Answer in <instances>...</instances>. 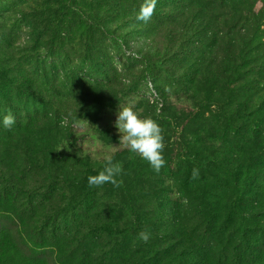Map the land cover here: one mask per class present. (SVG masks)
I'll return each mask as SVG.
<instances>
[{
	"label": "trees",
	"instance_id": "obj_1",
	"mask_svg": "<svg viewBox=\"0 0 264 264\" xmlns=\"http://www.w3.org/2000/svg\"><path fill=\"white\" fill-rule=\"evenodd\" d=\"M142 2L48 0L44 11L50 56L64 69L62 102L77 105L85 91L83 105L94 113L91 97L107 104L116 94L106 93L111 77L118 103L151 78L166 110L172 97L190 106L156 116L154 103L139 102L141 118L163 130L165 164L157 173L126 148L115 152L120 187L88 185L106 159L57 149V117L44 105L60 82L46 70L25 71L0 43V264H83L66 250L80 237L91 248L103 242L101 233L124 239L118 254L95 264H264V0H157L146 23L136 19ZM102 39L139 56L135 81L116 79ZM66 50L80 54L68 71ZM8 110L16 118L11 129L2 124ZM173 187L180 195L170 199ZM154 199L164 209L166 200L168 212H144ZM151 220L164 222L152 228L159 238L136 259L124 242L142 246L138 234Z\"/></svg>",
	"mask_w": 264,
	"mask_h": 264
},
{
	"label": "rangeland",
	"instance_id": "obj_2",
	"mask_svg": "<svg viewBox=\"0 0 264 264\" xmlns=\"http://www.w3.org/2000/svg\"><path fill=\"white\" fill-rule=\"evenodd\" d=\"M47 4L48 0H0V43H2V45L7 44L10 49L16 53V57H18V59L21 58V62L26 65L23 67L25 71L28 70V72H33L37 70L41 74L46 70L47 74L56 79L55 82H60L59 85H55L58 86L56 88L57 91L52 87V89H54L52 92V94H54L52 95V97H54L51 102L52 105H44V107H47L48 113L57 117L56 121L59 131L56 136L55 145H57L59 151L63 150L64 152H68L70 149H76V151H79L82 155L91 159L103 160L108 156H112L115 152L125 149V147L119 143L120 135L115 127L116 115L119 108L131 106L141 118V108H139L141 103L139 102L142 100H148V102L154 103L152 110L156 116L165 113L180 115L183 113L184 109H190L189 105L181 101L179 102L175 97H172L170 99L174 104L167 107L166 110L151 78L146 79V81H139L138 86L135 88L136 93L125 97L118 103V86L117 83L113 82L115 77H111V85L108 88L109 93H106L108 96H110V92H115L116 94L112 96V101H109L107 104L100 101L97 102L95 98L91 97V107H98L97 112L94 109V113L92 112L93 108H91V110L88 108L90 105H83L84 102L82 98H86L85 91H83V96L76 101L77 105L74 103L70 105L69 103L62 102V96H64V86L62 85L64 81L62 80L64 69L62 67L58 69V64L53 61L47 46L48 41H50V37L48 36L50 34L46 28V24L48 23L44 20L47 14V12L44 13V11H47ZM259 7V4H257L256 9L258 10ZM96 41L102 48L100 52L104 51L105 48L110 52L108 53V58L114 66L117 80L119 78L124 85H129L130 81H135L137 79V72L141 64L139 62V56L136 55V53L134 55L132 50H130V52L132 51L131 53L126 50L124 52H119L117 49H113L111 44L109 47V41L105 39ZM66 53L69 54V57H62V59L68 71L69 68L73 69L71 66L76 64L80 54L71 55L68 50H66ZM104 53L106 52L104 51ZM130 54L132 55L131 59ZM70 57L74 59L73 63L71 60L66 62L65 59H70ZM36 107H42V105H36ZM67 137L69 140H67ZM174 164L175 162L172 163L169 168V176L172 179H176L181 175L179 172L180 169H178L179 167L175 168L176 165ZM174 182L175 181L168 182L167 180L165 181V186H169ZM172 189V196L170 199H174L176 196L180 195V193H177V188L174 189L173 187ZM138 192L140 193V189ZM148 192V189L144 191L145 194L152 196V194ZM161 201L154 199L151 202H145L144 212H150L151 208L156 209L157 207L160 209V212L161 210H166V212H168L167 201H163L165 209L161 206ZM160 221H162V219ZM162 224H164V222H159L156 225V222L153 220L146 223L142 231H147L149 233V239L146 243L138 239L142 246L139 245L136 239L131 240V238H128V241L124 242V245H127L131 251H134V258L137 259L139 255L147 254L148 244L156 243L153 238L156 237V239H158V234L160 233V230L156 228V234L152 236L151 233L154 234L152 228L155 227V225L157 227ZM101 234L103 242H98L91 248L87 247L90 246V242L88 244L87 238L81 239L80 237V246H78L76 242L78 238H74V243L76 244H71L72 247L66 250V252L70 254L75 253L76 256L78 255L81 258L84 257L85 261H83V264H91L92 262L95 264L93 261L95 258H103V261H107L108 258L113 255L114 250H116L115 254H118V249H121L124 238L121 237L122 234L120 233H118V236L115 235L116 237H114V234ZM60 241H62V239H60ZM60 241H57V243H60ZM158 243L156 247H161V242ZM118 244L120 246H118ZM87 251H89V253ZM77 260L78 257H75V260H73L74 263H76ZM118 261L120 262V260Z\"/></svg>",
	"mask_w": 264,
	"mask_h": 264
},
{
	"label": "clouds",
	"instance_id": "obj_3",
	"mask_svg": "<svg viewBox=\"0 0 264 264\" xmlns=\"http://www.w3.org/2000/svg\"><path fill=\"white\" fill-rule=\"evenodd\" d=\"M156 2L157 0H143L136 14V19L145 23L148 22L154 14ZM15 122V116L11 110H8L2 119L4 128L11 129ZM115 127L120 135L119 143L130 152L138 155L158 173L165 164L162 155L165 147L163 130L159 124L150 117L140 118L133 107L124 106L118 110ZM105 159V167L97 175H91L87 178L90 187H100L108 183L114 187L122 185V180L116 179L123 171L122 164L114 163L111 156ZM198 178L199 169L193 168L191 179L196 180ZM138 239L146 243L149 239V233L147 231L140 232Z\"/></svg>",
	"mask_w": 264,
	"mask_h": 264
}]
</instances>
